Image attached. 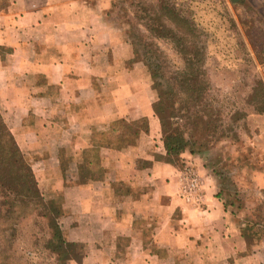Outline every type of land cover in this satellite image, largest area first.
<instances>
[{
  "label": "crops",
  "instance_id": "1",
  "mask_svg": "<svg viewBox=\"0 0 264 264\" xmlns=\"http://www.w3.org/2000/svg\"><path fill=\"white\" fill-rule=\"evenodd\" d=\"M112 2L0 0V114L42 193L61 196L60 229L82 247L70 264H264V241L250 247L213 177L197 201L181 196L154 92L110 23ZM232 2L264 22V0ZM143 117L148 130L127 145L104 144L112 122ZM254 183L264 190V168Z\"/></svg>",
  "mask_w": 264,
  "mask_h": 264
},
{
  "label": "rangeland",
  "instance_id": "2",
  "mask_svg": "<svg viewBox=\"0 0 264 264\" xmlns=\"http://www.w3.org/2000/svg\"><path fill=\"white\" fill-rule=\"evenodd\" d=\"M160 1L113 0L108 18L119 36L136 43L140 59L155 61L153 68L158 70L164 88L170 91L171 129L184 131L189 139L188 149L180 157L184 163L177 161L181 173L187 169L195 171L201 189L206 178L213 177L220 188L217 196L240 215L241 225L251 224L247 241L250 247L257 246L264 241V190L255 186L254 172L264 168V120L251 118L262 114L256 90L264 61V22L246 3L235 6L231 0H166L194 27L195 35L185 43L187 53L183 55L180 43L156 38L147 29L162 22L175 29L169 20L156 18ZM192 45L199 49L195 58H201L194 66L196 83L200 85L199 102L192 85L186 87L187 94L180 85V77L189 74L188 66L194 61L196 50ZM136 62L144 70L145 85L152 88L149 66L144 61ZM154 94L156 101L157 93ZM184 154L193 157H187V164ZM200 193L201 190L198 196ZM9 224L14 231L8 235L15 237L8 243L2 233L9 229ZM49 236L47 218L34 214L18 219L9 216L8 221L0 219V253L4 252L0 264H70L56 261L45 247Z\"/></svg>",
  "mask_w": 264,
  "mask_h": 264
},
{
  "label": "trees",
  "instance_id": "3",
  "mask_svg": "<svg viewBox=\"0 0 264 264\" xmlns=\"http://www.w3.org/2000/svg\"><path fill=\"white\" fill-rule=\"evenodd\" d=\"M160 2L162 3L157 12L158 15H155L156 18L159 20L165 19V21L169 20L174 23L175 29L166 24V22L160 23V26H152L147 29L156 38L172 39L180 43L183 47L182 53L185 55L187 52H185L184 45L189 38L195 35L194 27L189 19L181 16V13L173 9L166 0H161ZM129 43L133 50V58L130 62L144 61L149 66L151 72L154 82L152 90L157 93V99L155 101L154 97L152 108L160 120L166 158L175 165H177L178 160L184 163L183 158L180 157L188 149L189 139L185 136L184 131L177 128L171 129L172 108L168 104L170 91L165 89L162 82H160L159 72L156 68H153L155 61L151 60V58L140 59L136 43ZM192 47L196 50V54L193 57L194 61H191L188 66L189 74L184 73L180 77V85L183 88L184 94H187L189 91L186 87L192 85L196 98L192 96L199 102L200 97L197 96V92L200 85L196 83L198 75H196L194 66L198 64L201 58H195L199 55V49L195 45H192ZM169 85L171 83L168 81L167 86ZM191 88L189 87V89ZM256 93L259 99L258 102L260 103V107H258L259 112L264 113V83L262 80L258 82ZM147 130L148 122L146 117L140 118L138 121L118 119L111 123L103 141L107 146L122 148L127 145L130 138ZM60 199L61 196L48 198L42 193L34 176L30 161L27 160L26 155L18 147L0 114V219L8 221L9 216L11 219H18L23 216L30 217L34 214L39 218H47L50 236L45 240V247L55 256L56 261H80V249L82 247L77 243L66 240L60 229L58 222L62 205ZM240 228L242 236L247 240V236H249L248 232L252 229L251 224L240 225ZM9 231H14V227L11 224H9V229L5 231L6 234L2 233L4 235L3 239L8 243L11 242V238L13 240L15 237V234L9 233L8 235ZM2 253L4 254V252L0 253L1 256L3 255Z\"/></svg>",
  "mask_w": 264,
  "mask_h": 264
},
{
  "label": "built area",
  "instance_id": "4",
  "mask_svg": "<svg viewBox=\"0 0 264 264\" xmlns=\"http://www.w3.org/2000/svg\"><path fill=\"white\" fill-rule=\"evenodd\" d=\"M201 180L195 171L187 169L181 176V196L187 200H197L201 190Z\"/></svg>",
  "mask_w": 264,
  "mask_h": 264
},
{
  "label": "water",
  "instance_id": "5",
  "mask_svg": "<svg viewBox=\"0 0 264 264\" xmlns=\"http://www.w3.org/2000/svg\"><path fill=\"white\" fill-rule=\"evenodd\" d=\"M232 1H236V0H232Z\"/></svg>",
  "mask_w": 264,
  "mask_h": 264
}]
</instances>
